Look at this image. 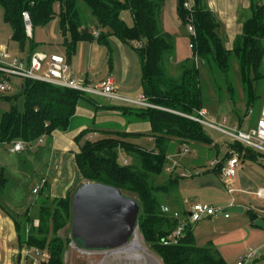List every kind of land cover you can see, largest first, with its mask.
Listing matches in <instances>:
<instances>
[{"label": "trees", "instance_id": "16d2710c", "mask_svg": "<svg viewBox=\"0 0 264 264\" xmlns=\"http://www.w3.org/2000/svg\"><path fill=\"white\" fill-rule=\"evenodd\" d=\"M78 1L85 4L89 12L87 16L78 8ZM183 2L178 0L176 11L181 22L187 24L189 12L183 7ZM249 2L250 14L241 16V32L234 37L231 47L226 48L220 35V20L210 10L206 0H193L191 17L196 35H189L193 56L179 61L177 70L172 72L170 61L174 59L175 40L160 23L164 0H0L2 19L11 28V39L18 43L20 49L28 38L30 40L27 58L40 43L27 35L23 12L28 13L31 30L45 26L57 17L68 57L74 53L78 41L94 39L88 17L99 28V35L95 38L98 42H106L109 35L123 43L140 42L141 46L136 47V51L140 57L142 94L156 106H103L120 110L122 114H135L147 121L150 124L147 136L153 146L145 149L137 143L136 139L143 133L115 130L92 141L84 139L90 130H82L74 138L80 144L79 151L74 155L80 180L67 190L64 197H51L46 182L36 197L28 200L32 186L25 182V189H30L26 201L20 203L17 212L8 205V192L12 190L14 193L24 186V179L30 181L35 177L36 154L47 152L45 145L38 146L34 152L28 149L16 153L20 156L15 163L19 171L15 178L0 167V210L13 221L18 245L25 244L39 253H46L47 257L39 264H65L64 252L72 238H62L58 232L71 224L72 196L81 180L110 185L120 189L124 195L135 196L139 205L138 233L161 264H228L211 242L196 244L191 223L183 222L185 227L177 242H162L177 227L179 220L164 213L161 207L165 205L178 212L183 220H187L188 216L178 197L179 179L183 177L176 172L166 174L164 166L173 148L183 149L192 142L208 146V149L216 146L199 123L184 116L196 115L198 110L206 107L202 95V69L209 75V84L214 86L219 101L224 98V101L231 102L237 113L239 95L230 61L231 55H234L239 64V85L245 108L242 116L249 114L250 110L256 119L259 116L264 103L261 94L264 81V4L254 0ZM124 10L131 14V25L120 16ZM17 90V95L23 98L21 108L11 106L0 114L1 144L14 140L33 142L41 136L45 137L47 144L54 130L68 129L78 103L93 102L92 95L31 79L23 80ZM17 95L2 97L11 100ZM242 116L238 114L239 121ZM229 148L243 152V157L250 159L264 156L238 142ZM120 151L127 156L123 163L118 161ZM231 155L230 151L225 152L210 171L218 175L223 161ZM9 180H12L11 185H8ZM22 196L18 200L21 201ZM10 198L14 199V195ZM35 220L37 225H34Z\"/></svg>", "mask_w": 264, "mask_h": 264}, {"label": "crops", "instance_id": "0c3cea01", "mask_svg": "<svg viewBox=\"0 0 264 264\" xmlns=\"http://www.w3.org/2000/svg\"><path fill=\"white\" fill-rule=\"evenodd\" d=\"M206 2L210 10L220 20V32L222 36L225 33L228 39L232 37L234 39L241 32L240 19L243 15L241 12L248 9L249 0H206ZM123 12L120 14L122 19H124ZM88 19L92 29H97L99 32V28L95 27L93 20L90 17ZM58 34L59 42L56 44L58 52L53 51L51 53L62 55L65 58L73 78L82 80L90 85L98 84L110 78L116 87L117 93L131 98L143 95L140 57L136 51L135 42L123 43L115 36L109 35L107 41L102 43L95 39L97 36L91 41H78L74 53L68 57L66 47L63 44L64 36L60 29ZM45 43L48 44V42H43L42 44ZM38 47L37 51L48 53L38 50ZM90 98L93 102L81 101L78 103L66 131L54 130L47 144L45 137L41 143L37 144V147L44 144L48 150L47 152L43 151L42 154H36L38 160L34 164V175L36 176V181H39L41 178L46 179L51 197H64L67 190L71 189L80 180L74 160V155L79 151L80 144L76 143L74 138L82 130H90L84 139L92 141L100 139L109 131L115 130L143 133V136L136 139L138 142L139 139L145 140L148 138L151 140L147 136L150 131V124L147 121L136 117L135 114H122L120 110L103 108V106H135H129L105 96H91ZM252 117L251 126L256 120V117ZM243 120L244 118L241 121H239V118L237 120V127H240V129ZM214 144L216 145V143ZM207 147L205 148L208 150ZM215 148L217 149V145ZM251 150L257 152L253 149ZM202 151V149L201 151H196L198 156H200ZM227 151H230V154L237 155L239 160V166L236 168L232 184L236 191L231 196L234 198L235 196L233 195L236 194L237 197L236 199L234 198L233 205L241 206L242 211L236 213L237 215L234 216L232 222L231 220L227 221L223 219V224L218 225L220 228L216 236L207 232L204 235V239H207L204 244L211 242L227 263L231 259L239 261L247 250L253 249L255 250V255L248 264H264V195L257 193L259 190H264V172L261 169L264 166L259 162V159H262L264 156L258 155L254 159H250L245 156L243 157V152L240 153L230 148H226ZM5 153H8L7 150L0 146V167L7 172L11 170L10 175L15 178L19 173L18 167L15 165L16 162L13 163L12 160V163L10 161L5 163L8 159L4 162L5 158L3 156ZM245 164H248L249 168ZM202 165L205 164L202 163L200 166ZM214 166L206 168L207 170L203 168L198 169V176L214 174L210 179L193 184L187 180L181 185L180 183L178 184L179 203L185 209L187 215L189 214L190 206L193 203H199L197 202V198L200 188L212 187L214 185L221 186L220 173L217 175L210 171ZM181 167L185 169L183 166ZM245 167L248 168V172L245 171ZM214 177L220 182L219 185L214 183L216 181ZM81 181L83 182L84 180ZM37 183H33L29 196L36 197L37 193L34 195L32 188ZM14 196L16 200L20 198L15 193ZM230 201L231 199L227 202L222 201L219 206L225 209L230 205ZM215 215L204 217L195 224L201 221L206 227L214 225L213 228H215L218 221L217 216H219L216 215L215 217ZM245 216H248L249 223H246L243 219ZM223 217L228 218V220L231 218L230 215L225 217L224 214ZM229 236L231 240L227 243ZM35 255L33 248H29L25 244L18 245L13 221L0 210V264H32V259L36 258Z\"/></svg>", "mask_w": 264, "mask_h": 264}, {"label": "rangeland", "instance_id": "374dc122", "mask_svg": "<svg viewBox=\"0 0 264 264\" xmlns=\"http://www.w3.org/2000/svg\"><path fill=\"white\" fill-rule=\"evenodd\" d=\"M254 1L256 3L264 4V0H254ZM177 3H178V0H164V4H163V7H162V10L160 13V23H161L162 28L165 31H167L168 33H170L175 40L174 59L170 61L171 62L170 63V68H171L170 70L172 72H175L177 70L176 67H177V63L179 61H182L187 57L190 58L193 56V49L191 47H189L190 37H189V33L187 31V25L183 24L177 16V11H176ZM78 8L80 9V11L85 16L88 15L89 12H88L87 8L85 7V4L82 1H78ZM122 14L124 16L123 20L128 25H131L132 24V18H131L130 13L128 11H124ZM241 14H243L244 16H248L250 14V12L248 9L247 10L245 9L244 11L241 12ZM59 29H60L59 28V21H58L57 17H55L54 19L50 20L45 26H38V27H35L33 30H31L30 37H32L35 42H40V44H39L40 46L38 47V50H43V51H46L48 53H51L53 51L58 52V50L56 48V44H58L57 42H59L58 41ZM25 30H26V27H25ZM220 35L222 36L221 32H220ZM223 41H224L225 47L230 48L231 47L230 44L233 41V37L228 39L227 36L225 35V33H223ZM43 42H48V44H46V43L42 44ZM1 47L7 48L8 52L11 55L16 56L17 58L27 59V55H28V52L30 49V40L28 38L26 40V42L24 43L23 48L20 49L18 43H16L15 41H13L11 39V28L8 24H6L3 21L2 9L0 7V48ZM230 61H231L232 69H233L234 74H235L234 83L237 86V92L239 95V100L236 103L237 104L236 107L239 108L237 113L234 112V105L231 102L224 101V98L221 101H219V98L217 97V95L215 93L216 91L214 90L215 89L214 86L212 87L209 84V75H206L205 70H203V69L201 71L202 72L201 84L203 87L202 88V93H203L202 95H203V99H204L205 105H206L205 109L207 111L206 118H208L209 120H211L214 123L219 124V125L222 124L224 118H226L227 121L224 124V126L231 129L234 126L238 125V121H237L238 120V114H240L242 116L243 113L245 112V108L243 105L242 92H241V88L239 85V64H238V60L234 55H231ZM262 69L264 70V57H263V61H262ZM203 72L205 75L203 74ZM221 80H222V87L224 88L223 77ZM261 85H262V89H263V90H261L262 91L261 94H262V97H264V81ZM17 94H18V90H17V88H15L12 92H10L8 94H1L0 95V114L4 111L9 110L11 108V106L21 108L23 98ZM2 95H11V96L17 95V96L13 97L11 100H6L2 97ZM223 97H225V95ZM252 116L253 115H251V114L242 116L244 118L243 123H242V127H241L242 130H247L249 128V126H251L252 119H253ZM238 128L240 129V127H238ZM203 129H204L205 133L209 136V138L212 140V142L216 143L217 149L214 147L212 149L207 150L205 148L206 146H200L198 143L192 142L187 147H185L188 150L186 153H183L181 148L179 150L173 148L171 150L170 154L167 155L168 162L175 161V162L179 163L178 169L181 166H183L189 173H193V176H187V178H185V177L180 178L179 179L180 185L187 180L191 181L193 184V183H197V182L202 181V180L210 179L211 176H214V174H212V175L208 174V176H206V175H199L198 176L197 174H195V172L201 168L206 169L208 167H212V166H210L211 161L216 162V161L220 160L221 157H223V155L225 154L226 148H229L230 145H232L235 142L233 139H231L227 135L223 134L222 132H219V131L214 130V129L209 128V127H203ZM137 143H141L145 149H151L153 146V143L148 138H146L145 140L139 139V142H137ZM43 146H44V144H43ZM35 147H37V144L32 148L33 149L32 152H34L37 149ZM207 148H209V147H207ZM201 149L203 151L201 152L200 156H198L196 151H199V150L201 151ZM19 156L20 155L16 154V153H5L3 156L5 158L4 162H5V160L8 159L5 163L10 161V163L16 162V164H17L16 159H18ZM126 159H127V156L125 155V153L123 151H120L119 155H118V161L123 163L126 161ZM11 160H12V162H11ZM47 160H48V157H47ZM259 162H261L262 165L264 166V157L262 159H259ZM202 163L205 165L200 166ZM245 165L248 166V168H249L248 164H245ZM22 166L24 167V164H22ZM248 168L245 167V171L248 172ZM261 169L264 172V168H261ZM261 169H259V170H261ZM10 171L11 170H9L8 173H10ZM245 171H243V172H245ZM166 174H168V173H166ZM31 179L32 180H30V181H26V179H24V186H22L21 188H18L17 191H14L16 196H22L23 195L21 201L16 200L15 196H14L15 200L13 198L11 199L10 196H12V194L14 195V193L12 190L10 193L8 192V194H7V198L9 197V204L8 205L10 206V208L13 211L17 212L16 209L18 208V206H20V203L23 202V200L26 201V195H28L29 191H30L29 187L32 186L34 182H39V181H36L37 180L36 176L31 178ZM214 179H216V181H214V183L216 185L217 184L219 185L220 182L217 180V178L214 177ZM12 180H9L8 185L12 184ZM25 182H26V184L29 183L28 190L25 189ZM6 191H7V189H6ZM126 196L135 199V196L133 194H126ZM233 196H235L234 198L236 199V197H237L236 194H234ZM31 199L33 200L34 197L28 196V200H31ZM197 199H198L197 202H199L201 204H207V205L211 204L215 208H220V210L216 213V215H219V216H217L218 221L216 223L217 225L215 228H213L214 225H209V227H206L205 225L202 224L201 221L197 224L191 223L192 233L194 235L196 244L197 245H203L204 242L207 240V239H204V235L207 232H210L211 235L216 236L219 233V228H220L218 225L223 224L222 223L224 221L223 219H225L227 221L231 220V222H232L234 219V216H236L237 214L233 213V212H229V213L227 212L228 216L230 215L232 218V219L230 218L229 220H228V218L223 217V214L225 212L224 213L222 212V210H223L221 208L222 206L220 207L219 204L222 201L223 202L229 201L231 199V195L225 191L222 184H221V186L220 185L219 186L214 185L212 187L200 188L198 191V198ZM216 215H215V217H216ZM185 219H188V216ZM243 219L246 221V223H249L248 216H245ZM34 225H36V224H34ZM69 231H70V224L67 225L64 229L60 230L58 232V234L62 238H68L71 236ZM137 233H138V230H137ZM138 237H139L138 241H139L141 247L143 248L142 251L138 252V251L134 250V251H131L130 253L127 252V254H126V251H120V250L119 251H111V250H107V249H91V250L85 249L82 241L72 240L69 242V244L67 245V248L64 252V256H63L64 263L65 264H161L160 259L156 255H154L149 250V248L146 246V244L143 241L142 236L139 234ZM130 239H131V237H130ZM130 239H129V241H130ZM230 240H231V237L229 236L227 243H229ZM132 253H133V255H132ZM40 254L41 253H39V255H37V256L35 255V257H36L35 259H37L38 262H40L41 260H43L47 257L46 253L43 256ZM236 262H237L236 259H231L228 262V264H236Z\"/></svg>", "mask_w": 264, "mask_h": 264}, {"label": "built area", "instance_id": "2783aa9c", "mask_svg": "<svg viewBox=\"0 0 264 264\" xmlns=\"http://www.w3.org/2000/svg\"><path fill=\"white\" fill-rule=\"evenodd\" d=\"M192 5L193 0H184L183 7L189 12L187 16V31L189 35L195 36L196 31L192 25ZM23 20L26 27L27 35H31V24L27 12L22 13ZM93 36L97 37L99 32L97 29H93ZM140 42H135V47H140ZM189 47L192 48L191 43ZM25 79H31L35 81H41L45 83L54 84L60 87H66L70 89L77 90L83 94H89L92 96H105L111 99H114L120 103L135 106L138 108H147V107H156L153 104L149 103L147 99L142 95L137 98H131L124 95H121L116 92V87L113 81L110 78H107L105 81L100 82L95 85H90L85 83L82 80L73 78L69 65L66 62L65 58L62 55L55 53H45L42 51H33L29 58L22 59L17 58L16 56L11 55L7 48H0V95L8 94L12 92L15 88L18 89L21 82ZM251 113V110L249 111ZM207 111L202 108L197 111L196 115H184L187 118L199 123L202 127H209L223 134L227 135L235 142L240 143L241 145L253 149L259 153L264 154V103L261 107L260 114L256 119L254 127L249 128L247 131L239 129L237 126L233 128H227L224 126L226 123V118H224L222 124H216L213 121L206 118ZM44 136L39 137L33 142H26L23 140H14L8 143H0L4 145L10 153H19L28 149H32L36 144H39L43 141ZM188 150L186 148L182 149L183 153H186ZM168 158V157H167ZM216 162H211L210 166H214ZM239 166V160L237 155L232 154L230 157H227L222 164L220 171V182L228 194H233L236 189L232 185L233 179L236 173V168ZM179 167V163L172 161L168 162L164 166V171L166 173H178L181 177L192 176L193 173H189L186 169ZM183 169V170H182ZM187 171V172H186ZM199 170L195 172L198 175ZM46 183L45 178H41L39 182L32 188V193L36 194L39 189ZM259 195H264V190H259L257 192ZM234 198L231 196L230 205L232 206ZM164 213H169L173 217L179 220L177 227L173 232L168 235L165 239L162 240L164 244H171L177 242L178 238L182 235L185 224L187 223H196L204 217L214 216L220 208H215L211 205H204L201 203H193L190 206L188 219L183 220L180 218L178 212L171 211L167 206L161 207ZM224 216L227 217V212L224 213ZM37 220L34 221V224L37 225ZM36 255L39 254L38 250L33 248ZM41 253L40 255H44ZM255 255V250H247L242 258L236 262V264H247L251 261ZM32 264H39L37 259L32 260Z\"/></svg>", "mask_w": 264, "mask_h": 264}, {"label": "water", "instance_id": "95a60500", "mask_svg": "<svg viewBox=\"0 0 264 264\" xmlns=\"http://www.w3.org/2000/svg\"><path fill=\"white\" fill-rule=\"evenodd\" d=\"M241 206H228L223 212H241ZM139 205L110 185L83 181L72 196V240L85 249H117L127 243L137 228Z\"/></svg>", "mask_w": 264, "mask_h": 264}, {"label": "bare ground", "instance_id": "6f19581e", "mask_svg": "<svg viewBox=\"0 0 264 264\" xmlns=\"http://www.w3.org/2000/svg\"><path fill=\"white\" fill-rule=\"evenodd\" d=\"M137 228L134 230V232L132 233L131 235V239L130 241H128L127 243H125L124 245L118 247L117 249H113L111 251H126V254L127 252L130 253L131 251H138V252H141L142 251V247L138 241V233H137ZM141 242V241H140ZM124 253V252H123ZM133 255V253H132ZM135 256V255H134Z\"/></svg>", "mask_w": 264, "mask_h": 264}]
</instances>
